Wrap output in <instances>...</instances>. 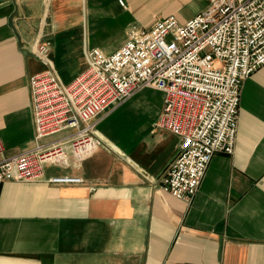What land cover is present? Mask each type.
I'll return each instance as SVG.
<instances>
[{
    "label": "crops",
    "instance_id": "1",
    "mask_svg": "<svg viewBox=\"0 0 264 264\" xmlns=\"http://www.w3.org/2000/svg\"><path fill=\"white\" fill-rule=\"evenodd\" d=\"M124 1L0 0V159L36 147L30 79L48 69L37 43L50 42L69 84L87 68L86 49L112 54L129 26L162 18L148 0ZM163 106L162 91L142 88L98 119L102 145L81 163L68 155L40 181H5L0 264H264V65L243 83L234 154L214 155L191 202L160 189L181 144L155 125ZM54 176L84 183H49Z\"/></svg>",
    "mask_w": 264,
    "mask_h": 264
},
{
    "label": "built area",
    "instance_id": "2",
    "mask_svg": "<svg viewBox=\"0 0 264 264\" xmlns=\"http://www.w3.org/2000/svg\"><path fill=\"white\" fill-rule=\"evenodd\" d=\"M201 1L207 7L185 22L167 15L148 28L129 26L112 54L86 49L87 68L69 84L50 60V42H38L35 51L48 69L30 79L36 147L0 159V195L5 181H40L48 164L91 156L102 145L98 119L149 87L164 93L155 125L181 142L160 189L191 202L214 155L234 154L243 83L264 65V0ZM67 129L73 130L68 140L41 143ZM47 181L84 183L73 176Z\"/></svg>",
    "mask_w": 264,
    "mask_h": 264
},
{
    "label": "rangeland",
    "instance_id": "3",
    "mask_svg": "<svg viewBox=\"0 0 264 264\" xmlns=\"http://www.w3.org/2000/svg\"><path fill=\"white\" fill-rule=\"evenodd\" d=\"M157 0H148V9L155 13L158 17H165L167 14L176 15L181 20V15L189 8L192 9L190 17L196 15V13L202 11L207 7L208 3L201 0H160V3H155ZM187 16L183 17L186 18ZM189 17V18H190ZM148 97H151L150 93H146ZM151 109H148V115L151 113Z\"/></svg>",
    "mask_w": 264,
    "mask_h": 264
}]
</instances>
